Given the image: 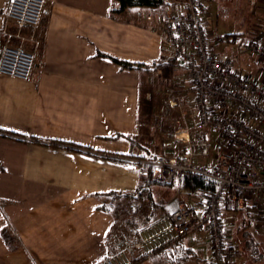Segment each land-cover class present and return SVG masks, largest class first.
<instances>
[{"label":"crops","instance_id":"1","mask_svg":"<svg viewBox=\"0 0 264 264\" xmlns=\"http://www.w3.org/2000/svg\"><path fill=\"white\" fill-rule=\"evenodd\" d=\"M9 1L0 0V29L25 40L0 33V56L7 44L22 43L36 60L27 80L0 73V264H99L122 234L134 264H216L204 231L181 241L179 262L131 245L142 226L180 201L202 205L182 179L148 177L153 139L148 146L142 136L165 105L151 90L155 77L170 74L169 107L187 108L184 66L162 44L167 3L47 0L40 23L19 28ZM251 60L243 65L250 73L259 68ZM173 132L162 149L168 156L186 146Z\"/></svg>","mask_w":264,"mask_h":264},{"label":"built area","instance_id":"2","mask_svg":"<svg viewBox=\"0 0 264 264\" xmlns=\"http://www.w3.org/2000/svg\"><path fill=\"white\" fill-rule=\"evenodd\" d=\"M162 1L167 3L162 44L184 66L179 79L188 86L187 108H181L176 117L181 126L175 129L173 138L186 144L187 149L173 156L158 154L149 161V176L153 181L171 184L193 174L210 184L192 189L197 195L195 200L202 205L180 201L172 213L142 226L131 245L145 257L164 251L168 258L179 262L185 256L181 241L204 231L211 261L242 264V251L234 241L235 213L246 204L249 210H255L257 204L250 201L252 196L264 202V31L237 42L230 53L220 52V46L230 39L209 29L211 0ZM46 3L47 0H10L7 15L19 28L35 27ZM0 33L25 40L20 31L12 32L7 26ZM246 57L255 59L261 67L247 72L240 64ZM35 60V51L24 44H7L0 56V73L27 80ZM170 104L177 105L179 100L170 99ZM188 119L193 120V125L187 123ZM210 131L217 133L214 148L205 136ZM254 214L256 220L264 221V206L256 208ZM256 224L260 227L262 222L257 220ZM128 242L125 234L119 236L118 249L99 264H134L126 248Z\"/></svg>","mask_w":264,"mask_h":264},{"label":"rangeland","instance_id":"3","mask_svg":"<svg viewBox=\"0 0 264 264\" xmlns=\"http://www.w3.org/2000/svg\"><path fill=\"white\" fill-rule=\"evenodd\" d=\"M207 23L210 30H214L220 34L239 31L242 32L243 38H251L256 35H260V33H263L264 31V0H211V8L209 14L207 15ZM236 46L237 42L231 40L230 42L222 44L219 48V51L224 53H230L232 49H234ZM244 59L245 58H243L240 63L241 67H243L244 65ZM252 60L254 62H257L255 59ZM245 65L250 68L249 64ZM257 66L261 67L260 63H257ZM251 71H255V67ZM170 83L171 80L169 74V76H166L165 78L160 77V79L158 76H156L154 83L152 82L151 84V90L153 91L154 96L158 101L164 102L165 105L156 107L155 119L149 125V129L147 130L146 128L143 132L144 135L142 136V142L148 145V136H152L154 144L150 146L148 145L151 149V152L145 156L146 158L150 157L152 159L153 155L155 154H164L162 153L164 140L169 137V134L175 131L176 128L181 126L180 124L176 123V117L180 113L178 108L169 107L168 98L166 100L165 97L168 96L167 89L168 87H170ZM160 88L162 89L160 90ZM182 106L184 107V105ZM190 123L191 122L189 120V124ZM209 133V141L211 144V148H214L217 133L212 131H210ZM180 143L183 144L182 141H180ZM148 177L150 178V176ZM148 177L145 178L147 179ZM168 186H171L173 188V191L176 189V186L174 184ZM143 198L147 199L146 196H143ZM144 199L142 200L145 201ZM250 201H255L257 204L256 208L259 210L260 207L263 208L264 206V202L262 201V199L257 196H252V200ZM255 210L252 209V211L249 210L248 212L240 210L236 211L235 214L238 218L242 216V213H247L248 216L253 220L254 225L256 226L257 220L259 222H262V224H260V227H257H259V229L262 228L258 231L259 234H261L263 237L260 235L258 236L256 233L255 237L257 238V240L260 239V247L264 251V221L258 218L256 220L254 218L253 215H255ZM251 228L253 227L251 226ZM239 233L242 232L240 231ZM239 236L242 237L241 234ZM252 259L250 253H245V256H243L244 262L248 264H264V253L263 255H258V257L256 256L255 260Z\"/></svg>","mask_w":264,"mask_h":264},{"label":"trees","instance_id":"4","mask_svg":"<svg viewBox=\"0 0 264 264\" xmlns=\"http://www.w3.org/2000/svg\"><path fill=\"white\" fill-rule=\"evenodd\" d=\"M122 7L128 6V5H141V4H152L157 2V0H120ZM226 35L229 37L230 41L233 40L234 42L242 41L244 38L242 36V32L235 31L231 33H226ZM114 60L121 63L124 67H132L134 66L133 63L126 61V60H120L116 57H114ZM178 124V123H177ZM187 149L186 146H184L183 150L185 151ZM158 154L153 155L152 159L155 158ZM152 165L149 162L148 163V169L151 170ZM184 185L190 188H197L202 187L205 188L210 183L207 181L206 178L199 176V175H193L188 174L183 179ZM241 211H249V205L246 204ZM251 226L253 228H251ZM256 225H254L253 220L248 216L247 213H242L241 217H238L237 222L235 224V237L234 241L235 243L240 247L243 256H245V253H250L251 259L255 260L256 256L263 255L264 251L260 247L261 241L260 239L257 240L255 237V233L259 236H262L259 234L258 228ZM242 233H239V232ZM241 234L242 237L239 235ZM263 237V236H262ZM242 264H248L242 260Z\"/></svg>","mask_w":264,"mask_h":264}]
</instances>
